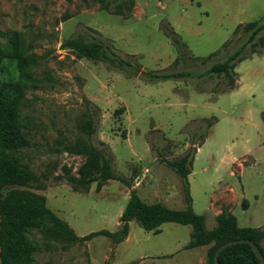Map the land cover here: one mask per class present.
<instances>
[{"label": "rangeland", "instance_id": "obj_1", "mask_svg": "<svg viewBox=\"0 0 264 264\" xmlns=\"http://www.w3.org/2000/svg\"><path fill=\"white\" fill-rule=\"evenodd\" d=\"M127 16L104 9L98 0H0V48L20 44L28 57L30 80L18 107L19 130L28 145L11 155L36 179L19 189L41 195L45 205L78 236L119 229V216L134 189L148 203L185 206L182 181L166 164L196 149L188 191L193 210L215 227L226 206L238 226L258 227L264 251V53L237 62L235 88L222 76L185 81H144L139 70L200 72L221 60L222 44L234 27L259 19L264 0H133ZM98 32L132 63L121 71L105 61L79 57L62 45L82 32ZM187 47L185 63L167 31ZM94 34V33H93ZM97 35V34H95ZM239 41L233 40L228 50ZM215 54L201 65L193 56ZM18 57L0 59V86L19 78ZM198 84L200 88L195 87ZM87 102L96 106L90 140L106 151L113 172L125 183L108 179L74 189L67 175H77L84 155L68 153L59 141L84 134L78 124ZM216 121L205 132L204 118ZM246 200V208L242 201ZM159 232L128 222L126 237L113 243L97 235L68 244L44 227L27 235L35 246L31 264H205L209 246L186 247L191 227L163 222Z\"/></svg>", "mask_w": 264, "mask_h": 264}, {"label": "trees", "instance_id": "obj_2", "mask_svg": "<svg viewBox=\"0 0 264 264\" xmlns=\"http://www.w3.org/2000/svg\"><path fill=\"white\" fill-rule=\"evenodd\" d=\"M100 5L112 13L127 16L133 9V0H98ZM82 32L63 41L62 45L74 51L77 56L91 60H100L108 63L121 71L132 67V63L125 59L115 47L98 32ZM94 33V34H93ZM97 34V35H95ZM172 44L177 50V58L173 61L185 63L187 47L184 42L172 31H167ZM239 41L237 46L228 50V45L233 40ZM226 52L221 60L211 62L208 67L200 72L193 70H153L135 67L134 75L140 76L144 81L156 82L166 79H183L185 81L196 80L211 75L222 76L226 80L227 90L235 86L234 67L245 57L251 54L264 53V14L257 20L238 23L232 32V38L222 44ZM20 44L17 40H10L8 46L0 48V59L4 56L18 57V80L0 86V264H31L34 260L35 246L30 242L28 233L33 228L44 227L48 234H56L70 243L85 242L94 236L107 237L113 243L121 242L127 235L128 222L135 220L146 231L158 233V226L163 222H175L191 227L189 241L186 247L209 246L208 258L205 264H214L213 255L216 248L227 240L246 238L251 239L264 256L259 241L262 230L258 227L238 226L236 217L226 206H222L215 216V227H205L204 216L196 213L191 206V198L188 191L187 176L193 162L196 149H187L186 152L166 164L180 177L183 185L185 206L181 209L171 208L160 202H145L134 189L129 192L127 202L119 216L120 227L109 231L100 229L78 236L68 226L66 221L60 219L45 205V198L26 190L7 189L13 185H23L36 179V175L28 168L22 166L11 152L26 147L28 141L19 130L18 107L20 106L26 82L30 80L28 57L19 58ZM215 53L206 56H193V62L198 61L205 65ZM195 87L200 88L198 84ZM96 106L87 102L83 118L78 124L84 136L79 135L75 140L59 141L62 149L68 153L84 155L85 160L79 167L77 175H67L66 180L70 185L87 187L92 182L100 185L102 181L115 179L125 183L122 177L117 176L111 167V159L102 148L97 147L90 140L95 132ZM264 123V111L261 112ZM205 132L197 147L205 137L207 130L216 121L214 116L204 118ZM242 207L246 208V200L242 201ZM220 264H260L257 257L247 243H232L224 247L218 254ZM129 264H134L133 262Z\"/></svg>", "mask_w": 264, "mask_h": 264}, {"label": "water", "instance_id": "obj_3", "mask_svg": "<svg viewBox=\"0 0 264 264\" xmlns=\"http://www.w3.org/2000/svg\"><path fill=\"white\" fill-rule=\"evenodd\" d=\"M238 242L247 243L251 247L252 252L257 257L260 264H264V256L261 253V251L259 250L258 246L251 239H246V238L227 240V241L223 242L222 244H220L216 248L214 255H213L214 264H220L218 261V254L224 247H226L227 245H230L232 243H238Z\"/></svg>", "mask_w": 264, "mask_h": 264}, {"label": "crops", "instance_id": "obj_4", "mask_svg": "<svg viewBox=\"0 0 264 264\" xmlns=\"http://www.w3.org/2000/svg\"><path fill=\"white\" fill-rule=\"evenodd\" d=\"M237 82L235 81V84H236ZM236 86H234V88H235ZM231 90V89H230Z\"/></svg>", "mask_w": 264, "mask_h": 264}]
</instances>
